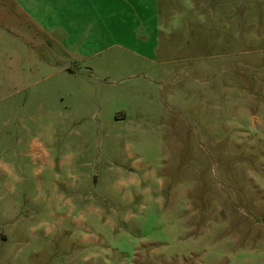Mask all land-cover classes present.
<instances>
[{
    "label": "rangeland",
    "instance_id": "obj_1",
    "mask_svg": "<svg viewBox=\"0 0 264 264\" xmlns=\"http://www.w3.org/2000/svg\"><path fill=\"white\" fill-rule=\"evenodd\" d=\"M0 264H264V0H0Z\"/></svg>",
    "mask_w": 264,
    "mask_h": 264
}]
</instances>
